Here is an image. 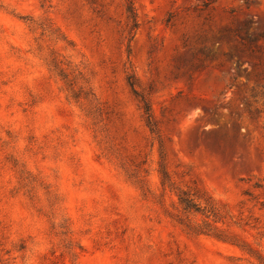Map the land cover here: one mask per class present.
<instances>
[{"label":"rangeland","instance_id":"1","mask_svg":"<svg viewBox=\"0 0 264 264\" xmlns=\"http://www.w3.org/2000/svg\"><path fill=\"white\" fill-rule=\"evenodd\" d=\"M127 4L0 0V264H253L171 217L162 164L264 254V0H134L135 30Z\"/></svg>","mask_w":264,"mask_h":264},{"label":"trees","instance_id":"2","mask_svg":"<svg viewBox=\"0 0 264 264\" xmlns=\"http://www.w3.org/2000/svg\"><path fill=\"white\" fill-rule=\"evenodd\" d=\"M127 3L128 19L132 24L131 30H135L138 28V22L134 0H127ZM52 63L53 67L59 71L64 79L70 97L75 100L84 99L89 106L92 107L91 115L98 123H102L104 120L102 105L89 89V82L85 78L83 72L78 68L74 69L72 73L76 75L72 78V73L66 72V70L61 67L59 61L53 60ZM69 67H71V65ZM128 82L133 93L142 103V110L144 112L147 127L152 134L158 135V122L153 115L150 101L144 94L137 91V84L132 77L128 79ZM127 169L130 173V178L134 179L141 188H145L146 181L142 177V172L138 169ZM160 175L162 177L163 189H170L171 192L176 194L177 201L172 206L173 212L170 214L176 222L184 226L186 230L193 235L209 236L221 242L239 247L254 261L253 264H264V254L260 250L230 237L227 234V231L223 229L224 226H230L227 225L229 214L225 211V208L219 203V201H217L208 191L196 185L187 188L178 186L173 181L171 175L166 171L163 164L161 166ZM234 225L241 227L239 222H236Z\"/></svg>","mask_w":264,"mask_h":264}]
</instances>
